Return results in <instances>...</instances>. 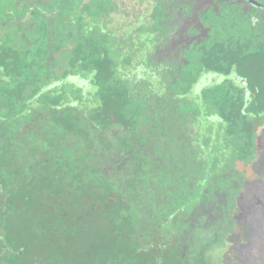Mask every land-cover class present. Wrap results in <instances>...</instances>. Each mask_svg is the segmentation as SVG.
<instances>
[{
  "label": "flooded vegetation",
  "instance_id": "flooded-vegetation-1",
  "mask_svg": "<svg viewBox=\"0 0 264 264\" xmlns=\"http://www.w3.org/2000/svg\"><path fill=\"white\" fill-rule=\"evenodd\" d=\"M263 230L264 0H0V264H233Z\"/></svg>",
  "mask_w": 264,
  "mask_h": 264
},
{
  "label": "rangeland",
  "instance_id": "rangeland-1",
  "mask_svg": "<svg viewBox=\"0 0 264 264\" xmlns=\"http://www.w3.org/2000/svg\"><path fill=\"white\" fill-rule=\"evenodd\" d=\"M254 229L252 226L247 225L246 231L250 233H254ZM260 231H257L259 233ZM239 260H235L233 264H246V261L244 262V257L246 260L251 261V264H257L255 263V260L258 262V264H261L259 261L264 260V230L258 234V237L256 240L253 241H247L244 242L242 251L240 252V255L237 256ZM255 258V260L253 259ZM235 259V256H234ZM260 259V260H259ZM250 264V263H248Z\"/></svg>",
  "mask_w": 264,
  "mask_h": 264
}]
</instances>
